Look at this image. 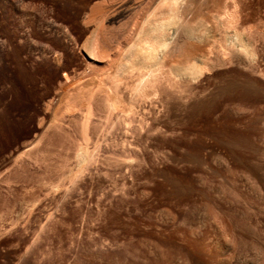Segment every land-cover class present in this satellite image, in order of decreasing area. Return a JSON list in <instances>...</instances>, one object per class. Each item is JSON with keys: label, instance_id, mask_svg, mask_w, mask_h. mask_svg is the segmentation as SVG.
Returning <instances> with one entry per match:
<instances>
[{"label": "rangeland", "instance_id": "374dc122", "mask_svg": "<svg viewBox=\"0 0 264 264\" xmlns=\"http://www.w3.org/2000/svg\"><path fill=\"white\" fill-rule=\"evenodd\" d=\"M159 1L0 0V264H264V0H179L134 90Z\"/></svg>", "mask_w": 264, "mask_h": 264}, {"label": "bare ground", "instance_id": "6f19581e", "mask_svg": "<svg viewBox=\"0 0 264 264\" xmlns=\"http://www.w3.org/2000/svg\"><path fill=\"white\" fill-rule=\"evenodd\" d=\"M179 4H181V2L179 0H161L160 5H158L159 10L156 12V14L155 15L153 14V17L149 16L150 20H149V18L147 19V20H149L148 23H146V25H143L141 28H139L140 30L138 29L140 36L138 37V41L137 42L135 41L133 43L134 44L132 47L133 50L130 51L131 54L129 57H127L128 61L126 60V62H123V63L120 61L121 64L119 63L120 66H118L119 68L117 69L118 72H115V73H117L116 75L114 74L115 76H117V77H115V78H117L116 82H122L121 79H123L124 77L128 78V76H130V78H131V76H134L135 79L132 82L136 83V85H134L135 83L133 84L134 90H135V88H137V86L141 88V86H144V84H146V82L149 83V82L154 81L156 75L158 74L157 72L159 71V70H157L156 65L158 64L161 57L163 58L164 51L170 44L168 35L171 34L170 31L173 29V26L175 24L177 25L175 13L177 12L176 9H178L177 6H179ZM184 7H186V6H184ZM127 8H128V6L126 7V9ZM118 9L120 10L123 8H118ZM124 11L123 10H120V11L116 10V13L114 11L115 14L113 15L112 21L114 22L115 20L122 19V17L123 18L125 16L127 17V14L125 15L126 11L125 12ZM177 16H178V14H177ZM144 22L145 21H143V23ZM170 26L172 28H170ZM188 29H186V32ZM96 45H97V43L95 42V43H93V45H91L93 47V49L91 50V48H90L91 54H89V56L91 55L92 58H95L96 55H98V54L100 55V53H98V54L95 53L96 52L95 50H97ZM130 45L132 46V44H130ZM158 69H160V68L158 67ZM190 69H191V67H190ZM186 70H189V68H187ZM159 73H160V71H159ZM65 78H66V80H69V76L67 75V73L65 74ZM156 78H158V77H156ZM140 88L139 89L137 88V89L140 90Z\"/></svg>", "mask_w": 264, "mask_h": 264}]
</instances>
